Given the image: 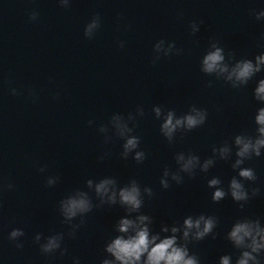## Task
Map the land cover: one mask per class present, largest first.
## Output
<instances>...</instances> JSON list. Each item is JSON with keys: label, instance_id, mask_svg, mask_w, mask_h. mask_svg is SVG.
Listing matches in <instances>:
<instances>
[{"label": "clouds", "instance_id": "clouds-1", "mask_svg": "<svg viewBox=\"0 0 264 264\" xmlns=\"http://www.w3.org/2000/svg\"><path fill=\"white\" fill-rule=\"evenodd\" d=\"M72 0H57L59 7L70 8ZM249 14L256 21L264 22V7L249 9ZM39 19L38 11H32L28 20L35 23ZM201 22L192 21L189 24L190 35L200 31ZM101 28V17L97 13L91 17L84 26L83 35L88 40H93ZM198 43V42H197ZM118 47H125L124 41L118 42ZM264 47V44L260 45ZM183 49L177 48L175 42H166L164 39L156 41L153 45L152 64L155 65L162 57L181 55ZM200 71L206 76L222 80L232 89L239 90L246 87L258 73L264 72V51L253 58H236L234 51L226 52L219 42L210 39L208 48L200 59ZM211 88L213 82L208 81ZM12 96L25 95V90L12 87L9 89ZM26 98L32 102L39 99L34 88L27 89ZM53 100L59 99V94L52 96ZM253 99L260 105H264V78L256 82L253 89ZM152 113L155 119L161 121L160 134L171 145L176 142L177 134H184L203 126L207 122V109L192 105L182 115H177L173 109H165L163 106L154 105ZM145 116V109L137 106L135 114L114 113L106 125L102 124L98 132L103 134L105 143L111 141L112 136L123 140L120 157L127 160L129 156L137 164H142L147 158L146 152L140 148L141 138L134 134L138 126V118ZM94 121L89 120L91 126ZM255 134L242 131L235 134L231 141H224L219 146L214 145L212 155L201 160L200 156L192 151H180L175 153L174 159L177 165L175 170L165 167L159 180L161 188L168 189L172 183L181 185L185 176L189 179L196 177L197 171L207 173L214 167L217 160L232 161L231 168L237 173L227 183L218 176L207 179V187L212 189L211 200L219 203L230 197L238 207L243 210L245 205L260 194V187H251L258 177L252 167H244L246 161L254 157L264 155V106L257 108L254 116ZM235 150V151H233ZM235 156L233 160L232 157ZM110 153H102L98 159L103 161ZM38 171L45 173L46 166H41ZM58 175H49L45 179L46 187H54L59 182ZM249 182L246 186L245 182ZM86 189L75 188L69 194L58 201L57 211L62 218V223L68 226L67 232H56L45 236L43 233H35L33 243L38 245L42 255L54 257L59 253L61 257L67 254V248L63 246L65 238L75 239L77 232L84 225L85 218L94 209L104 206H119L124 209V215L114 223L110 236L104 243V256L99 264H202L201 257L193 252L190 245L205 240L208 237L216 239V229L219 218L215 215H188L181 221L172 224H161L158 231L153 229L154 218L142 209L146 199H152L155 195L150 186H141L135 179H129L121 185L116 177L105 176L99 180L87 179ZM7 190H12L14 185H5ZM95 197V200L93 199ZM78 222H74L77 221ZM25 232L22 228H13L8 233L7 239L17 249L24 247L22 237ZM225 239L232 248L238 251L233 258L231 253L221 255L217 264H264V223L260 218H237L225 234ZM73 264H80V259L73 258Z\"/></svg>", "mask_w": 264, "mask_h": 264}]
</instances>
